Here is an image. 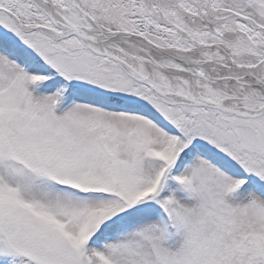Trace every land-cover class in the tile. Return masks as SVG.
<instances>
[{
    "label": "snow or ice",
    "instance_id": "6c2138e0",
    "mask_svg": "<svg viewBox=\"0 0 264 264\" xmlns=\"http://www.w3.org/2000/svg\"><path fill=\"white\" fill-rule=\"evenodd\" d=\"M0 264H264V0H0Z\"/></svg>",
    "mask_w": 264,
    "mask_h": 264
}]
</instances>
